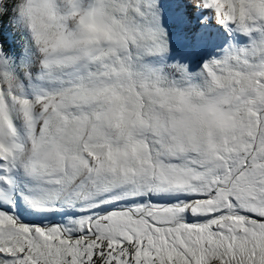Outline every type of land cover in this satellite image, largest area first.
Masks as SVG:
<instances>
[{"label": "snow or ice", "instance_id": "snow-or-ice-1", "mask_svg": "<svg viewBox=\"0 0 264 264\" xmlns=\"http://www.w3.org/2000/svg\"><path fill=\"white\" fill-rule=\"evenodd\" d=\"M0 264H264V0H0Z\"/></svg>", "mask_w": 264, "mask_h": 264}]
</instances>
